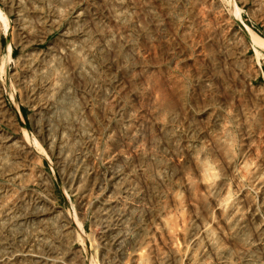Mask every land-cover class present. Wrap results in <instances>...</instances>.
Instances as JSON below:
<instances>
[{
    "label": "rangeland",
    "instance_id": "1",
    "mask_svg": "<svg viewBox=\"0 0 264 264\" xmlns=\"http://www.w3.org/2000/svg\"><path fill=\"white\" fill-rule=\"evenodd\" d=\"M198 1L0 0V264H264L263 26Z\"/></svg>",
    "mask_w": 264,
    "mask_h": 264
},
{
    "label": "bare ground",
    "instance_id": "2",
    "mask_svg": "<svg viewBox=\"0 0 264 264\" xmlns=\"http://www.w3.org/2000/svg\"><path fill=\"white\" fill-rule=\"evenodd\" d=\"M229 3H230V1H229ZM1 13V12H0ZM236 18H240V9H239V17H237V15H238V8L237 7H235V14H233ZM18 32L19 33H17L18 34V37L19 38H25V36H24V30L22 31V28H19L18 29ZM251 33H253V34H255V36H251ZM248 34H249V37H250V42H251V45L252 46H257V45H259L260 46V48H263L264 49V39L262 38V37H260L259 35H257L256 33H254L253 31H251V30H249L248 29ZM241 39H242V41L245 43V40H244V38L241 36ZM259 53V54H258ZM254 57H255V59L257 60V61H259L260 59H262V58H264V52L263 51H261V50H259V48H258V52H256V50L254 49ZM49 73V72H48ZM54 77V76H53ZM51 80V79H50ZM49 82V81H48ZM44 84V83H43ZM50 85V84H49ZM49 85H47L46 87H48ZM52 85H54V84H52ZM52 85H50V86H52ZM49 88V87H48ZM47 88V89H48ZM46 89V90H47ZM51 89H52V87H51ZM42 90H45V89H42ZM53 93V92H52ZM0 101H1V99H0ZM44 104H45V102H44ZM48 105V103L47 104H45V105H43L46 109H48L47 106ZM132 135V134H131ZM4 139V138H3ZM12 142V141H11ZM7 144V143H6ZM5 144V145H6ZM196 146V145H195ZM20 147V146H19ZM212 147V146H211ZM21 149V148H20ZM23 149H25L26 150V148L25 147H23ZM21 151H23L22 149H21ZM19 152V151H18ZM26 153V152H25ZM24 154V153H23ZM22 155V154H21ZM196 161V160H195ZM207 164V163H206ZM201 168H200V172H201V170H202V167L203 166H200ZM206 167V166H205ZM203 169H204V167H203ZM207 170V169H206ZM208 171V170H207ZM89 172V171H88ZM92 172V171H91ZM27 173V172H26ZM93 173V172H92ZM203 171H202V174H200V175H202V176H205L206 174H210V173H208V172H206L205 171V175H203ZM30 174V173H29ZM208 176V175H207ZM210 176V175H209ZM216 176V175H215ZM30 177V176H29ZM71 178H73V177H71ZM186 178V177H185ZM189 178H190V176H189ZM205 178V177H204ZM207 179V178H206ZM210 179V178H209ZM211 180V179H210ZM71 182L73 183V179H71ZM212 184V183H211ZM225 192V191H224ZM228 192V191H227ZM214 194V193H213ZM177 196V195H176ZM180 196V195H179ZM220 196V195H219ZM229 198V197H228ZM6 200V199H5ZM223 200V199H222ZM221 200V201H222ZM191 201V200H190ZM105 203V202H104ZM219 203V202H218ZM221 204V203H220ZM224 204V203H223ZM222 204V205H223ZM196 205V204H195ZM209 205V204H208ZM226 205V204H225ZM220 207V206H219ZM7 210V209H6ZM220 210V209H219ZM49 212V211H48ZM2 213V212H1ZM30 214V213H29ZM233 214V213H232ZM253 214V213H252ZM119 216H122L120 213L118 214ZM16 216V215H15ZM43 216H45V214H44V212H42V211H40V212H38L37 211V213L35 212V213H31L30 215H22V216H20V217H18L19 218V220H25V219H28V218H30L31 217V219L33 218V219H36V220H38L39 219V221H40V219H41V217H43ZM47 216V215H46ZM147 216V215H146ZM162 216V215H161ZM48 217V216H47ZM4 218V217H3ZM108 218H109V216H108ZM149 218V217H148ZM215 220V219H214ZM117 221V220H116ZM209 222V221H208ZM108 223H110V222H108ZM105 224H106V221H105ZM164 226H166V225H164ZM105 232L107 233V235H108V231L110 230V228H109V225L108 224H106L105 225ZM65 230H66V228H65ZM199 230V229H198ZM210 229H209V227L206 225V224H204V225H202L201 227H200V230L198 231V232H200V235H201V233H204V234H206L208 231H209ZM111 231V230H110ZM109 233H111V232H109ZM121 234V233H120ZM199 234V233H198ZM197 235V234H196ZM110 237V236H109ZM109 237H106V239L108 238L109 239ZM133 237V236H132ZM115 238H117V235L116 236H114V237H112L111 236V238L109 239L110 241H114L115 240ZM114 243V242H113ZM132 245V244H131ZM173 245V244H172ZM24 247H28V246H24L23 245V249H24V252H26L24 255H23V257H25V258H27V259H29V260H31V261H34L35 262V264H54V262H52V260H50V259H48L46 256H44V255H49V256H52V257H54V250L51 248V250H49L47 253L45 252V253H41V254H39V252H37V254L35 255L34 253L32 254V250H30V249H25ZM129 247V246H128ZM29 248V247H28ZM42 249V248H41ZM49 249V248H48ZM141 250V249H140ZM45 251V250H44ZM59 251V250H58ZM58 251H56L55 250V254L58 252ZM23 252V253H24ZM141 252V251H140ZM139 252V253H140ZM58 254H59V252H58ZM119 255V254H118ZM8 256V255H7ZM19 256V255H18ZM124 256V252H123V254L121 253L120 254V257L122 258ZM1 258V257H0ZM13 260V256L12 255H10L9 257H6V262L8 263V262H10V261H12ZM124 260V259H123ZM136 260V259H135ZM109 262H107L108 264H118V263H116V262H114L113 260H108ZM138 260H136V262H137ZM32 263V262H31ZM68 264V263H67ZM121 264V263H120Z\"/></svg>",
    "mask_w": 264,
    "mask_h": 264
},
{
    "label": "built area",
    "instance_id": "3",
    "mask_svg": "<svg viewBox=\"0 0 264 264\" xmlns=\"http://www.w3.org/2000/svg\"><path fill=\"white\" fill-rule=\"evenodd\" d=\"M213 1L214 0H202V1H198L199 2V4H201V3H208L209 5H208V7L210 8V11L208 10V8H204L203 9V7H201V5L198 7V11H201L202 13H205V14H209V12H211L212 13V15H211V18H209V19H207V20H202L201 19V21L203 22L202 23V25H203V29L205 30L206 28H211L212 30L211 31H213V32H215L216 31V23L214 22V20L217 22V20L214 18V20L212 19V17H216V14L218 13V11L216 10L215 11V13H214V5H213ZM249 1V0H248ZM253 1V9H252V13L257 17V19H258V21H260V23H261V26H263V30L262 31H259V33L261 34V35H263V37L262 36H260V37H262L263 39H264V0H252ZM197 2V3H198ZM242 2H247V0H243ZM206 6V5H205ZM241 9H240V18H236L235 16H233V17H235L236 19H238V20H241L242 19V15H241ZM210 17V16H209ZM241 23H242V25H243V27L245 28V30L248 32V29L249 30H251V31H253L252 29H250L249 27H247V25L244 23V22H242L241 21ZM254 32V31H253ZM255 33V32H254ZM257 34V33H256ZM258 35V34H257ZM242 40V39H241ZM257 48H259L261 51H263L264 52V49L263 48H260V47H257ZM251 49H252V51H253V57H254V46H252L251 45ZM248 50V48L246 49V51ZM246 51H245V53H246ZM255 58V57H254ZM256 60V59H255ZM263 62L264 63V58H262V59H260L259 61H257L256 60V63L259 65V69L262 71V68H261V63L260 62ZM262 73H263V71H262ZM258 74V71H257V73H256V75ZM263 75V77H264V74H262Z\"/></svg>",
    "mask_w": 264,
    "mask_h": 264
}]
</instances>
